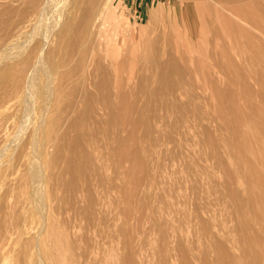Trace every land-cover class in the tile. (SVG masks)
<instances>
[{"label":"rangeland","instance_id":"374dc122","mask_svg":"<svg viewBox=\"0 0 264 264\" xmlns=\"http://www.w3.org/2000/svg\"><path fill=\"white\" fill-rule=\"evenodd\" d=\"M107 1L108 26L118 29L120 61L123 63L121 76L124 81L133 75L145 76L149 79V90L157 87L153 77L156 68L147 66L154 57L150 45L165 33V29L171 39L174 30H169V26L179 23L181 33L186 35L196 20L210 21L208 12L211 15L214 13L212 17L216 18L215 12L223 7L236 13L242 5L241 0H225L220 3L221 7L216 5L217 0H157L146 8L142 23H136L131 19L132 15L123 11L124 0ZM247 15L250 30L246 32L248 36L245 41L239 38L238 33L236 37L234 32L235 35L227 43L225 33H221L224 37L221 45L224 46H218L217 52L213 53L216 51L214 37L209 36V44L214 46L210 55L213 57L214 54L215 58L206 60L207 71L204 74L200 71L202 75L197 76L199 81L202 79L199 89L195 87L179 91L176 98H173V94L160 95L156 102L147 107L148 126L138 122L134 126V138L127 142V148L133 146L140 151L137 150L138 157L144 158L143 166L135 163L136 157L128 159L125 155H118L117 158L105 155L99 161L104 185L99 188L95 184L96 188L92 190L96 199L102 197L98 206L102 214L100 221H96V228L79 216H74L67 204L60 200L56 202L52 190H49L50 184L45 188L47 209L44 210L46 217L42 219L27 194L29 153L21 161L12 156L10 158L8 153L5 159L2 158L0 237L3 236L0 238V264H5L4 260L19 264L21 258L20 264H35L41 256L45 264H125L129 257V264L133 259L135 264H264V0H246ZM4 20L5 17L0 15V45L8 42ZM216 26L219 33L226 29L223 22ZM234 29L237 32V28ZM257 35L259 38L255 37ZM109 36L103 35L102 46L109 41ZM166 41L168 44L170 40ZM101 52L104 53L103 47ZM221 52L230 54L231 61ZM182 76L175 75L173 79L196 80L195 77ZM167 98L177 101L175 104L179 108L175 105L168 108L163 103ZM183 106L185 109L179 110ZM132 108L129 99L123 100L118 128L123 127L127 132L132 129L128 122L137 119ZM147 127L152 132L145 138ZM9 169L16 172L11 174ZM113 176L122 188L119 191L110 187ZM4 180L9 185L4 184ZM7 186H11L10 192H7ZM5 191L10 194H5ZM60 194L58 191L59 197ZM57 205L59 210L55 208V213L53 209ZM71 216L75 218L71 219ZM44 219L47 230L40 232ZM119 225L126 226L128 231L117 235L114 228ZM37 231L40 238L36 236ZM84 232L87 234L84 235ZM71 242L76 245L75 250L69 247ZM89 242L93 243L90 249ZM37 248L40 249L38 252ZM84 252L86 256H83ZM87 255L89 257L84 261Z\"/></svg>","mask_w":264,"mask_h":264},{"label":"bare ground","instance_id":"6f19581e","mask_svg":"<svg viewBox=\"0 0 264 264\" xmlns=\"http://www.w3.org/2000/svg\"><path fill=\"white\" fill-rule=\"evenodd\" d=\"M223 1L225 0H217L215 2L217 6L221 7L220 3ZM241 1L242 5L236 13L223 7L215 12L216 18H214L212 17L214 13L211 15L208 12V17H210L208 20L210 21L206 22L204 19L196 20L192 27H189L186 35L181 33L179 23L169 26V30L171 28L174 30V34L170 35L171 39L168 35V30L165 31V29L163 31L165 33L150 45L154 57L150 65L147 66H153V69L156 68V73L153 77L157 87L155 90H153L154 88L149 90V79L147 77L133 75L129 78L127 77V80L124 81L121 76L123 63L120 61L121 48L118 42V29L117 27L108 26L107 0H0V15L5 17V38L8 41L5 45H0V134L3 133L0 138V165L3 163L2 158L4 157L5 159L7 157V153L10 154V158L15 157L18 161H21L26 153H29L31 159L28 160L26 167L27 185H29L27 194L31 200L30 203L35 204L42 219L46 217L44 210L46 211L47 209H45V188L50 184L51 188L49 190H52L53 193L50 194L54 195V199H57L56 202L60 200L63 204H67L74 216H79L80 219L86 220L92 228L97 227L96 221H100V215L102 214L101 209H98L102 197L96 199L95 194H92V190L93 187L96 188L95 184L99 188L104 185V179L100 174L102 166H98L99 161L101 162L105 155L112 158H117L118 155L120 157L125 155L128 159L136 157L135 163H140L142 166L145 164L143 162L144 158L138 157V149H134L133 146L131 149L127 148L128 140L132 141L134 138L136 124L142 122L148 126L147 107L152 102H156L160 95L173 94L175 95L173 98H176V94L179 91L195 87L199 89L202 79L199 81L197 76L207 71L205 70L208 69L206 60L215 58L213 53L217 52V48L222 44L221 41L224 40V37L228 43V39H231L235 32L236 37L238 33L241 40L245 41L247 39L248 33L246 32L250 30L249 20L247 21L249 15L246 16V0ZM219 22L224 23L226 27L224 32L222 30H220V33L219 30L217 32L215 26ZM233 24L236 25L237 32ZM221 29L223 28L221 27ZM221 33H225L223 38L220 35ZM106 34L110 35L109 41L104 42L102 46V37ZM257 34L260 35L259 33ZM210 35L214 37L215 47L209 44ZM167 36L169 38H166ZM257 36L255 37L259 38ZM167 39L170 40L168 44ZM102 47L104 49L103 54H101ZM213 47L216 50L215 52L212 50ZM211 50L213 57L210 55ZM97 51L100 53L96 54ZM221 53L224 54V52ZM222 56L231 61L230 54L227 53ZM146 68L149 69L148 67ZM192 74L193 76H191ZM175 75H188L189 77H195L196 80L175 81L173 79ZM136 81H138L137 84ZM128 99L131 102V107H133L132 111L137 114V119L133 122H128L132 129L127 132V130H123V127L122 129L118 128V125L120 124L121 105L123 100ZM175 102L167 98L163 103L167 107L175 105V107L179 108ZM183 108L185 109V106L180 107L179 110H183ZM151 132L150 127H147L145 138ZM8 165L10 166V163ZM7 168L9 167L7 166ZM10 168L12 167L10 166ZM13 169H9L10 172L12 171L11 174H14L15 170L13 171ZM7 171L6 173L9 172ZM115 174L117 176V172ZM6 175L8 176L9 174ZM24 176L26 175L24 174ZM113 177L110 183L111 189L114 191L121 190L122 188L115 182L116 177ZM9 178L11 177L9 176ZM5 180L4 184L9 185ZM12 186L14 187V185ZM8 188L9 186H7V190ZM10 188L8 191L6 188L5 190L10 192ZM58 191L61 192V197L58 196ZM7 192L5 194H10ZM52 195L51 197H53ZM58 206H54L53 210L55 211L56 208L58 211ZM25 207L26 205L23 209ZM66 211L67 208L64 213ZM55 213L57 212L55 211ZM74 216L70 218L73 219ZM103 218L101 219L102 221ZM11 221L13 223V220ZM46 223L45 219L42 224L40 223L42 225L40 232L47 230ZM10 225L8 228H10ZM110 226L112 225L110 224ZM119 226L114 228L117 235H123V233L128 231L126 226ZM67 229L69 231V228ZM85 229L87 230V228ZM164 231L166 232L167 230ZM32 232L29 234H32ZM84 233V235L87 234L86 232ZM37 235L38 231L36 232ZM113 236L116 237V235ZM163 236L166 237V233ZM38 237L40 238L39 235ZM82 241L85 243L86 240ZM90 244L89 242V249L93 243ZM75 246L74 243H69V247L74 249ZM78 247L80 246L78 245ZM38 248L37 252L40 250ZM85 252L83 256H86L87 253L85 254ZM162 254L161 256L164 255ZM88 257L87 255L84 261ZM55 258L57 257L55 256ZM129 258L125 261V264L131 262ZM133 260L132 264H135ZM4 261L5 264L8 263L6 260ZM31 263L33 262L31 261ZM169 263L171 262L169 261ZM35 264H45L42 256L35 261ZM232 264H239V262H233Z\"/></svg>","mask_w":264,"mask_h":264},{"label":"crops","instance_id":"0c3cea01","mask_svg":"<svg viewBox=\"0 0 264 264\" xmlns=\"http://www.w3.org/2000/svg\"><path fill=\"white\" fill-rule=\"evenodd\" d=\"M156 1L157 0H124L122 9L125 11V8L130 7L132 10L131 15H137L140 19H144V16L146 15V8L148 5L154 4Z\"/></svg>","mask_w":264,"mask_h":264},{"label":"built area","instance_id":"2783aa9c","mask_svg":"<svg viewBox=\"0 0 264 264\" xmlns=\"http://www.w3.org/2000/svg\"><path fill=\"white\" fill-rule=\"evenodd\" d=\"M125 12L128 13L129 15H131L132 10L130 7H128V8H125ZM131 18L133 21H136V22L142 23V21H143V19H140L139 16H137V15H132Z\"/></svg>","mask_w":264,"mask_h":264}]
</instances>
